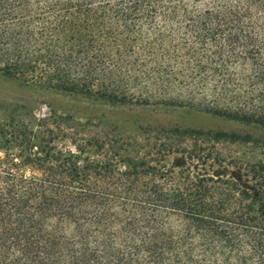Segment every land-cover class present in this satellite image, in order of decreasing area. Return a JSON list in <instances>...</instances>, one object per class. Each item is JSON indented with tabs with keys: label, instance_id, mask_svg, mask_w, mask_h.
Here are the masks:
<instances>
[{
	"label": "trees",
	"instance_id": "16d2710c",
	"mask_svg": "<svg viewBox=\"0 0 264 264\" xmlns=\"http://www.w3.org/2000/svg\"><path fill=\"white\" fill-rule=\"evenodd\" d=\"M0 75L111 104L210 86L209 113L264 129V0H0ZM64 123L0 121V264H264V164L95 159Z\"/></svg>",
	"mask_w": 264,
	"mask_h": 264
},
{
	"label": "rangeland",
	"instance_id": "374dc122",
	"mask_svg": "<svg viewBox=\"0 0 264 264\" xmlns=\"http://www.w3.org/2000/svg\"><path fill=\"white\" fill-rule=\"evenodd\" d=\"M125 93L124 103L111 104L24 86L0 75V121L20 123L34 116L65 122L59 132L63 146L74 149L71 141L88 142L93 145L95 159H101L100 154H115L114 145L122 157L152 156L154 167L194 164L236 175L237 170L246 173L253 164H264V129L209 113L210 109H230L227 103L212 101L210 86H178L164 91L154 78L147 77ZM187 131L192 134L184 133ZM218 132L235 133L242 140L211 141L210 134ZM211 147L212 157L207 161L205 154ZM191 154L196 158L190 162Z\"/></svg>",
	"mask_w": 264,
	"mask_h": 264
}]
</instances>
